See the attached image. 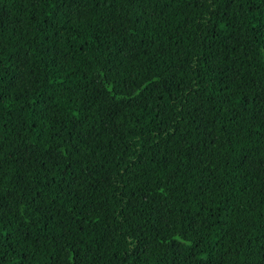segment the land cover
<instances>
[{"label":"trees","instance_id":"obj_1","mask_svg":"<svg viewBox=\"0 0 264 264\" xmlns=\"http://www.w3.org/2000/svg\"><path fill=\"white\" fill-rule=\"evenodd\" d=\"M0 264H264V0H0Z\"/></svg>","mask_w":264,"mask_h":264}]
</instances>
